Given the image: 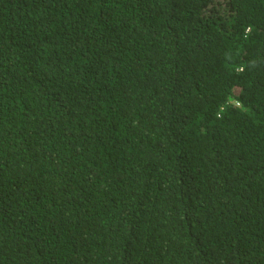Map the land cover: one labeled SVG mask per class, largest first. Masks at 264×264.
<instances>
[{
	"label": "trees",
	"instance_id": "1",
	"mask_svg": "<svg viewBox=\"0 0 264 264\" xmlns=\"http://www.w3.org/2000/svg\"><path fill=\"white\" fill-rule=\"evenodd\" d=\"M0 264H264V0H0Z\"/></svg>",
	"mask_w": 264,
	"mask_h": 264
}]
</instances>
